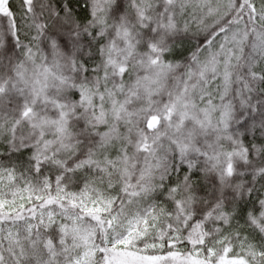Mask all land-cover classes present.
<instances>
[{
    "label": "snow or ice",
    "instance_id": "snow-or-ice-1",
    "mask_svg": "<svg viewBox=\"0 0 264 264\" xmlns=\"http://www.w3.org/2000/svg\"><path fill=\"white\" fill-rule=\"evenodd\" d=\"M0 264H264V0H0Z\"/></svg>",
    "mask_w": 264,
    "mask_h": 264
}]
</instances>
